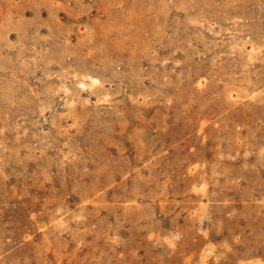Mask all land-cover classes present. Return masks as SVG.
Here are the masks:
<instances>
[{"label": "rangeland", "instance_id": "obj_1", "mask_svg": "<svg viewBox=\"0 0 264 264\" xmlns=\"http://www.w3.org/2000/svg\"><path fill=\"white\" fill-rule=\"evenodd\" d=\"M0 264H264V0H0Z\"/></svg>", "mask_w": 264, "mask_h": 264}]
</instances>
